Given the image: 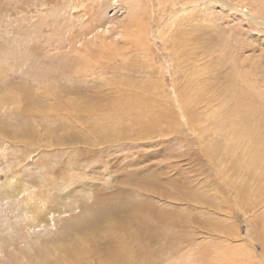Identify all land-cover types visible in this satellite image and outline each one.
<instances>
[{
	"label": "rangeland",
	"instance_id": "obj_1",
	"mask_svg": "<svg viewBox=\"0 0 264 264\" xmlns=\"http://www.w3.org/2000/svg\"><path fill=\"white\" fill-rule=\"evenodd\" d=\"M139 1L150 45L112 42L116 0H0V264H102L122 209L125 263L264 264V0Z\"/></svg>",
	"mask_w": 264,
	"mask_h": 264
},
{
	"label": "bare ground",
	"instance_id": "obj_2",
	"mask_svg": "<svg viewBox=\"0 0 264 264\" xmlns=\"http://www.w3.org/2000/svg\"><path fill=\"white\" fill-rule=\"evenodd\" d=\"M113 1H115V0H113ZM116 1L120 2L119 3L121 5L120 8H123V6H125L124 4H126V7L127 8L126 9L124 8V10L127 11V14L125 13V20H123V18H122V20L116 19L118 21H116V24H113V26H112L113 27V30H118V32H116L114 34V37H113L114 40L112 42L114 43V41L115 40L117 41V39H122V41L123 40L126 41V39H129V41L131 42V44H136L137 46H139L141 44V42L142 43L143 42H146L147 44L150 45L149 42H150V39L151 38L148 37V36H145V34L142 32V29L143 28H145V30H147V29H146V26L143 23V21H141V20H144L143 18H145L144 15H146L145 14L146 12L150 13L149 7L145 6L147 8H144L143 7V11H141L140 6L136 7V4L139 5V2H140L143 5V3H144L143 1H139V0H116ZM149 4H151V3H149ZM189 5H191L190 2H185L181 6V10L180 11L181 12H185L187 9L189 10V8H188ZM171 6H172V10H176L177 9V7H176L177 5L175 3H172ZM189 7L192 8V9L193 8L197 9V7H199V5L195 2V3H192V5L189 6ZM136 21H139V22L136 23ZM142 23H143V28H141V24ZM102 25H103V23H102ZM95 28L96 27H93V29H95ZM89 29H90V27L88 28L87 32L88 31L91 32V29L90 30ZM109 31L111 32L112 30L109 29ZM140 46H142V45H140ZM139 48H142V47H139ZM77 61L79 62V60H77ZM50 90H51V88H50ZM121 94L123 96H125L124 93H121ZM16 100L19 101L18 98ZM114 104L119 105L122 108H130L131 109V112L125 113V115L127 116V118H129V116L135 115V114H137L139 112H142V111L145 112V110H147L145 100L142 98V96L139 97V96L133 95V94H129L126 98H123V100L121 102H115ZM104 107H106V105H104L103 108ZM263 108L264 107H262V109ZM97 109L98 108L95 107L94 108V112H97ZM104 110H106V109H104ZM108 110H110V108H108ZM263 111H264V109H263ZM116 114H118V113H116ZM142 117L143 116L141 115V118ZM132 118H133V116H132ZM128 122H129V120H128ZM249 150L251 151L252 149L250 148ZM262 151L263 152H259L260 154L257 152L259 155L255 156L253 158L251 157V161L248 162V163H250V166L254 165L255 162H257V161L259 162L261 160H263V163H264V150H262ZM259 159H261V160H259ZM37 206H38V204H37ZM39 210H41V209H38L37 211H39ZM143 214L144 213H142V211H140V212H138L136 214L133 213V215H130L128 209H122V211H118L117 214H116V216L113 217V220L118 223L119 235H116V238L120 242V248L118 250H108V248H106V249H97L96 247H94V245L89 244L88 245L89 246V249H90L89 251L95 257V259L98 260L97 259V256H99V255L101 256L102 255V256H104L103 259H102L103 261L101 262L102 264H103V262H104V264H113L114 262L115 263H118V264L119 263L120 264H127L128 262L125 263V261H128V260H130V258L133 257V255H128V252H130V250H128V248H129L128 247V242H130V241L133 242V240H134L135 244L138 245L139 242L142 243L143 242L142 240H144L147 237L145 229L144 228H139V227H141V225L143 224V222L147 219V217L144 218V217L140 216V215H143ZM160 217H162V216H160ZM77 228H79V227H77ZM73 232H74V230H73ZM107 235H111L112 236V233L110 232ZM107 235L104 234V233H102V236L99 237V236H96L95 234L92 235L91 234V230H89V232L86 233V234H83L82 237H86V238H91L92 237V240H97L98 238H106ZM131 238H133V239H131ZM87 242H89V240H87ZM47 245L48 246H46V247H47V250H48L47 251L48 258L46 260H44V261L39 260L38 263H42V264H84L82 261H75L74 260L77 257V255H79L78 254L79 253L78 251H80V250H76L75 247H74V245H72L70 242H68V243L66 242L64 244H61L60 241H59V244H56L55 243L53 246H50L49 244H47ZM81 245H84V244L81 243ZM140 248L141 249H140L139 253L144 254V248H146V247H142L141 246ZM81 251H83V250H81ZM96 252L98 253V255H96ZM90 257L91 256H88V257H84L83 256V259H85V258H89L90 259ZM42 259H43V257H42ZM132 259L134 261L135 258H132ZM90 261L91 260H89V262ZM133 261H131V262L134 263Z\"/></svg>",
	"mask_w": 264,
	"mask_h": 264
}]
</instances>
